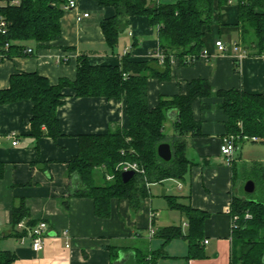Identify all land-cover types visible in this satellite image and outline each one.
<instances>
[{
    "label": "crops",
    "instance_id": "obj_1",
    "mask_svg": "<svg viewBox=\"0 0 264 264\" xmlns=\"http://www.w3.org/2000/svg\"><path fill=\"white\" fill-rule=\"evenodd\" d=\"M177 1L161 0L162 3ZM85 13L89 16H83ZM78 15H82L81 20ZM114 15L115 9L111 6H100L95 0H77V8L65 11L61 18L60 40L43 48L30 41L27 45L33 49V55H16L0 62V88H8L11 76L21 72L37 71L53 84L61 78L74 80L81 54L88 55L93 65H118L127 53L133 61L154 58L159 47L158 31L149 25L145 16L131 18L115 48L107 44L100 22ZM238 22V0L222 5L214 0V22L204 28L206 54L194 65L180 66L175 62L170 80L150 78L149 106L155 107L161 97L170 99L185 94L187 82L196 78L208 80L215 91L236 88L264 94V56L248 54L241 44L238 51L229 46L227 52H220L216 47L219 40L229 45L240 41ZM63 93L65 103L57 111L63 135L57 140L48 136L36 140L31 136V100L0 106V246L16 253L14 264H114L116 260L118 264H136L137 248L153 251L157 247L154 237L162 227L175 226L178 223L174 220L180 218L179 225L187 230L189 219L178 209L161 211L152 205L133 209L127 199L117 198L111 201V215L99 217L95 214L93 199L67 198L68 163L78 153L79 136L104 134L111 128L128 126L129 117L125 100L78 97L70 88ZM221 103L218 96L193 103V113L202 123V133L188 136L193 165L185 178L166 179L148 187L147 198L150 194L153 196V188L159 184L164 186L163 196L173 191L169 195L177 202L208 214L203 228L206 257L187 261L184 256L189 243L182 244L181 253L165 254L169 260L177 259L172 260L174 264H231V201L235 195L245 196L238 182L239 166L242 169L248 160L264 163V155L253 158L250 155L253 148H246L244 141L239 143L232 162L221 154L220 145L227 133V115L220 108ZM176 117L174 109L168 111L165 122L168 136L175 134ZM15 137L17 144H13ZM165 182L173 184L165 187ZM23 200L29 209L30 221L37 224L44 220L49 225L44 247L38 251L33 249L29 237L15 235L19 229L13 226V210ZM147 216L148 227L144 228ZM151 226L156 229L153 236L149 232ZM63 232L68 233L67 238ZM115 252L118 258L114 261ZM160 261L158 264H162Z\"/></svg>",
    "mask_w": 264,
    "mask_h": 264
},
{
    "label": "trees",
    "instance_id": "obj_2",
    "mask_svg": "<svg viewBox=\"0 0 264 264\" xmlns=\"http://www.w3.org/2000/svg\"><path fill=\"white\" fill-rule=\"evenodd\" d=\"M69 0H21L18 5H5L0 15L7 22L6 32H0V62L16 55L29 53L27 43L33 41L38 48L49 46L62 36L61 18ZM100 6H111L115 15L102 19L100 26L107 44L115 48L120 35L129 27L131 18L145 16L151 26L157 28L159 47L164 59L146 61L130 60V53L121 57L118 65H93L89 56L78 57L74 80L61 78L57 84L37 71L15 73L10 86L0 88V106L29 99L33 102L31 136L39 140L48 136L57 140L63 135L57 111L65 103L63 90L70 88L78 97H106L125 100L129 117L128 126L110 129L104 134L79 136L77 155L68 163L69 197L83 196L93 199L95 214L111 215L114 198L127 199L133 209H139L148 197V185L166 179L182 180L193 165L189 135H201L202 123L193 113V103L213 96L222 99L220 108L227 115L226 134L257 137L264 143V94L249 93L243 89L214 90L208 80L196 78L187 82L185 94L170 99L161 97L155 107L148 103V81L157 78L170 80L177 62L180 66L194 65L205 53L204 28L214 22V0H179L162 3L155 0H95ZM229 0H219V4ZM240 41L248 54L264 56V0H238ZM67 49V48H66ZM69 50V49H67ZM155 51V52H157ZM177 112L175 134L165 133L167 113ZM169 142L173 158L164 161L158 155V146ZM124 151V153H123ZM123 160H135L145 167V175L136 173L124 182L116 165ZM251 175L263 188L264 164L254 161ZM236 167L233 166V174ZM107 174H115L107 180ZM171 208L181 211L189 219L186 234L182 227L169 226L160 229L158 236L165 244L183 237L189 243L187 261L204 258V223L208 214L177 202L169 197ZM249 213L250 217H246ZM230 214L238 216L232 230L231 264H264V199L250 196H233ZM25 219L28 224L30 212L23 200L13 210V226ZM15 228V229H16ZM16 231V230H15ZM17 237L26 235L16 231ZM1 239V238H0ZM160 251L137 248L136 264H158L165 257L164 246ZM113 260L118 258L115 252ZM17 255L0 246V264H14Z\"/></svg>",
    "mask_w": 264,
    "mask_h": 264
},
{
    "label": "built area",
    "instance_id": "obj_3",
    "mask_svg": "<svg viewBox=\"0 0 264 264\" xmlns=\"http://www.w3.org/2000/svg\"><path fill=\"white\" fill-rule=\"evenodd\" d=\"M156 2H159L161 0H155ZM21 0H0V8L2 6H5L7 4L9 5H18L20 4ZM77 8V0H69L66 5L64 6V10H73ZM83 16L88 17L89 13L83 14ZM78 20H81L82 15L77 16ZM6 27H7V22L5 21L4 17L0 15V32L5 33L6 32ZM233 47L235 51H238L240 49L239 43L234 41L231 42V45L226 44L222 40H219L216 42V47L220 52H227L230 47ZM27 52L32 53L33 49L28 48ZM206 52L204 53V55ZM203 55V56H204ZM164 54L160 51L155 52L154 58H159L160 60L164 59ZM257 142L258 138L257 137H249L247 135L241 136V135H236V134H225L222 138V142L220 145V151L223 156L227 158L229 162H232L235 157V153L239 147L240 142ZM18 140L15 137V141L13 144H17ZM124 153V151H123ZM126 171H134V173H138L141 175H145V167L141 165L139 162L135 160H123L119 162L116 167H115V172L116 173H123ZM115 174H107L106 178L107 180H112L114 179ZM149 187V185H148ZM246 217H250V214L247 213ZM238 219V216L232 217V230L236 228V221ZM17 228L19 230H24L26 232V235L24 237H29L32 240V247L34 250H41L44 247L45 239L48 235L49 232V225L46 221L42 220L38 222L37 224L30 225L27 223L25 219H22L18 224ZM150 236H153L156 234V229L151 226L149 229ZM63 236L65 238L68 237L67 232H63ZM205 243H208V240H205ZM67 246H70V244H67Z\"/></svg>",
    "mask_w": 264,
    "mask_h": 264
},
{
    "label": "rangeland",
    "instance_id": "obj_4",
    "mask_svg": "<svg viewBox=\"0 0 264 264\" xmlns=\"http://www.w3.org/2000/svg\"><path fill=\"white\" fill-rule=\"evenodd\" d=\"M245 144H247L246 148H249V149L250 148H253V150L251 151V154H250V155H252L253 158H257V157H260V156H263L264 155V147H262V145L264 143L259 142V143H256L255 144V143H252V142H247ZM258 162H261V160L258 161ZM252 163H253L252 160H250V161L248 160V161H246V164H245V166L242 169H241V165L239 166L238 182H239V185H240V189H241L242 193L245 196H247V197L250 196V197H252V198H254L256 200H262V199H264V194H263V188H262V186L260 184H257L256 183V190L252 194H247L244 191V185H245V183L247 182V180L251 179L249 177L251 175V167L250 166H252ZM164 184H165V187H166V185H171L173 183L172 182H165ZM159 186H161V185L157 184V186L153 188L154 189L153 190V196H152V194H150L149 198H147L146 203L143 201L142 202V205H144L145 207H147L148 205L149 206L152 205L155 210H161V211H164L166 209L177 210L175 208H171L170 202H169V197H171L169 194H172L173 191H170L167 194V196H163L162 190H163V187L164 186H161V187H159ZM144 220L142 219V221H144ZM148 220H149V216H147V220H145L144 223H143V227L144 228H147L148 227ZM174 222L178 223L175 226H177V227L180 226L179 225L180 224V218H177L176 220H174ZM144 225H146V226H144ZM165 227H167V226H164L162 228H165ZM187 230H185V229L182 228V231H183L184 234H186ZM154 240H156L154 242V245H156L157 247H155L153 249V251H160L163 248V245L165 244V239L163 237H161V236H157V237H154ZM171 241L174 242L173 243L174 246L167 249V245ZM171 241L165 244V246H164L165 253H168V251L170 253H172V252L173 253H181L180 251H184L182 244H187L188 243V242H185L186 240L183 237L174 238ZM146 244L148 245V243H146ZM142 247L145 248L144 245H142ZM188 253H189V248H188ZM188 253H187V255H188ZM186 256H184V257H186ZM172 257H174V256H172ZM160 260H161L160 262L162 264H174L175 261H172V260H177V259L169 260V259H167L165 257H162Z\"/></svg>",
    "mask_w": 264,
    "mask_h": 264
},
{
    "label": "water",
    "instance_id": "obj_5",
    "mask_svg": "<svg viewBox=\"0 0 264 264\" xmlns=\"http://www.w3.org/2000/svg\"><path fill=\"white\" fill-rule=\"evenodd\" d=\"M158 155L164 161H170L173 158L172 146L169 142H164L158 146ZM135 175L134 171H126L122 173V179L124 182H128ZM256 190V182L253 179L247 180L244 185V191L247 194H252ZM119 260H116L114 264H118Z\"/></svg>",
    "mask_w": 264,
    "mask_h": 264
}]
</instances>
